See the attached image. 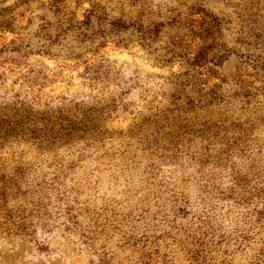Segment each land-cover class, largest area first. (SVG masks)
I'll list each match as a JSON object with an SVG mask.
<instances>
[{
  "label": "rangeland",
  "instance_id": "1",
  "mask_svg": "<svg viewBox=\"0 0 264 264\" xmlns=\"http://www.w3.org/2000/svg\"><path fill=\"white\" fill-rule=\"evenodd\" d=\"M3 177L0 264H264V0H0Z\"/></svg>",
  "mask_w": 264,
  "mask_h": 264
},
{
  "label": "trees",
  "instance_id": "2",
  "mask_svg": "<svg viewBox=\"0 0 264 264\" xmlns=\"http://www.w3.org/2000/svg\"><path fill=\"white\" fill-rule=\"evenodd\" d=\"M55 1L61 2L62 0H55ZM201 11H204V9H201ZM93 16H96L95 13L93 11H90L89 14L86 16V20L83 22V24L90 25ZM112 24L117 26L120 29H128L129 27L134 26L137 31L141 32L142 38H151L153 34H157L160 31L159 27L161 25V24H157L156 27L154 28L145 29L143 26L137 25L138 22H135V21L127 24L126 22L122 20H117V21L112 22ZM204 53L205 51L198 53L197 61L199 60V58H201L204 55ZM2 180L4 181V177ZM6 187H7L6 181H4V185L1 186V189H0V195H3V196L6 195V192H7Z\"/></svg>",
  "mask_w": 264,
  "mask_h": 264
}]
</instances>
